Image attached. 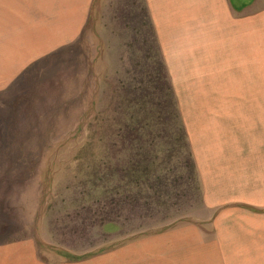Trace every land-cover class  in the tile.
I'll use <instances>...</instances> for the list:
<instances>
[{
    "label": "rangeland",
    "instance_id": "374dc122",
    "mask_svg": "<svg viewBox=\"0 0 264 264\" xmlns=\"http://www.w3.org/2000/svg\"><path fill=\"white\" fill-rule=\"evenodd\" d=\"M229 1L240 21L200 86L172 85L144 0H92L17 74L1 54L32 32L0 20V264H264V0ZM186 121L217 122L232 165L220 245Z\"/></svg>",
    "mask_w": 264,
    "mask_h": 264
},
{
    "label": "crops",
    "instance_id": "0c3cea01",
    "mask_svg": "<svg viewBox=\"0 0 264 264\" xmlns=\"http://www.w3.org/2000/svg\"><path fill=\"white\" fill-rule=\"evenodd\" d=\"M91 1L0 0V20L6 24L11 22L17 27L22 26L26 32L27 30L32 32L31 39L26 40L22 47L24 53L21 52L17 59L12 58L8 50L3 49L15 46L16 40L9 43L10 35L0 27V50H4L2 51L4 54H1L3 62L18 63L3 71L11 70L12 73L17 74L29 62L75 40L86 21ZM144 1L172 85H203L192 82L195 80L192 74L218 72V54L223 52L221 50L223 40L231 37L232 23L240 21L232 9V2L229 0ZM178 80L184 82L178 83ZM186 80L191 82L187 83ZM197 126L195 122L192 124L186 121L187 135L200 181L202 202L207 208L216 209L214 219L207 221V228L214 227V243L220 245L223 239L218 224L225 212L221 211L222 213L218 214V207L227 204L225 198L229 203L234 199L229 193L225 195L223 191L230 183L229 179L224 181L225 176L229 175L226 170L231 171L232 165L227 162L228 160L223 161L221 158L218 123L208 121L205 125L200 123L199 127ZM259 191L264 193L263 180Z\"/></svg>",
    "mask_w": 264,
    "mask_h": 264
},
{
    "label": "trees",
    "instance_id": "16d2710c",
    "mask_svg": "<svg viewBox=\"0 0 264 264\" xmlns=\"http://www.w3.org/2000/svg\"><path fill=\"white\" fill-rule=\"evenodd\" d=\"M134 200V199H133ZM131 209H133V206H131Z\"/></svg>",
    "mask_w": 264,
    "mask_h": 264
}]
</instances>
